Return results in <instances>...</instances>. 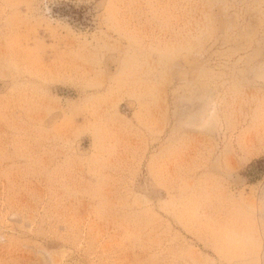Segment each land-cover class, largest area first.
Here are the masks:
<instances>
[{"label": "rangeland", "instance_id": "374dc122", "mask_svg": "<svg viewBox=\"0 0 264 264\" xmlns=\"http://www.w3.org/2000/svg\"><path fill=\"white\" fill-rule=\"evenodd\" d=\"M264 0H0V264H264Z\"/></svg>", "mask_w": 264, "mask_h": 264}, {"label": "trees", "instance_id": "16d2710c", "mask_svg": "<svg viewBox=\"0 0 264 264\" xmlns=\"http://www.w3.org/2000/svg\"><path fill=\"white\" fill-rule=\"evenodd\" d=\"M261 162H264V159H260L256 163L258 164V163H261Z\"/></svg>", "mask_w": 264, "mask_h": 264}]
</instances>
